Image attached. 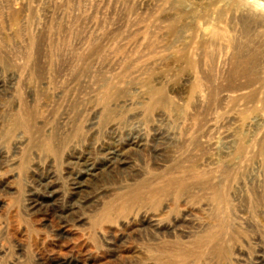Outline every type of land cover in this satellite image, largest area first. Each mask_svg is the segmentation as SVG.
I'll return each mask as SVG.
<instances>
[{"label":"rangeland","instance_id":"1","mask_svg":"<svg viewBox=\"0 0 264 264\" xmlns=\"http://www.w3.org/2000/svg\"><path fill=\"white\" fill-rule=\"evenodd\" d=\"M249 10L0 0V264H264ZM140 185L154 197L125 205Z\"/></svg>","mask_w":264,"mask_h":264},{"label":"bare ground","instance_id":"2","mask_svg":"<svg viewBox=\"0 0 264 264\" xmlns=\"http://www.w3.org/2000/svg\"><path fill=\"white\" fill-rule=\"evenodd\" d=\"M258 5L263 6V4H258ZM248 12L250 13V15H252L251 17H253V19L258 23V25H260V23L264 24V18L258 17L260 15H257L256 11L249 10ZM112 155H113V153H112ZM114 156L115 155H113V157ZM147 186H143V187H141V185H140V187L137 186L138 188H135V190H133V192L130 195H128V197H127V199H126L124 204L127 205V206L129 204H136L137 205V204H142L144 202V200L145 201L146 200H151L154 197L153 189H151V187L150 188H146ZM144 190H145V192H144Z\"/></svg>","mask_w":264,"mask_h":264}]
</instances>
